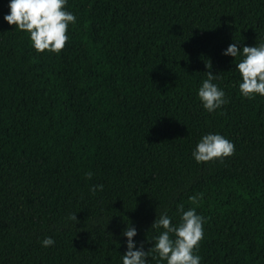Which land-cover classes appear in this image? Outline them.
<instances>
[{"label": "trees", "instance_id": "16d2710c", "mask_svg": "<svg viewBox=\"0 0 264 264\" xmlns=\"http://www.w3.org/2000/svg\"><path fill=\"white\" fill-rule=\"evenodd\" d=\"M7 5L0 264H121L127 225L147 251L156 216L177 224L181 205L204 218L201 264H264V97L242 98L240 57L221 54L264 42V0H67L77 19L59 54H37ZM209 71L228 101L213 113L197 98ZM208 133L234 153L197 164Z\"/></svg>", "mask_w": 264, "mask_h": 264}, {"label": "clouds", "instance_id": "9594fccd", "mask_svg": "<svg viewBox=\"0 0 264 264\" xmlns=\"http://www.w3.org/2000/svg\"><path fill=\"white\" fill-rule=\"evenodd\" d=\"M66 5L67 0H8L9 11L3 19L8 25L15 26L13 31L28 35L31 47L37 54L45 51L59 54L69 39V25H75L77 19L66 10ZM238 43H230L221 54L234 59L240 57L233 70L239 75V93L246 99L264 97V42L242 48H238ZM206 67L211 69V63ZM206 73L207 78L197 90V98L206 112L213 113L228 101L224 90L213 82L218 79V74L214 75L211 71ZM234 150V144L224 136L208 133L201 136L192 149L191 157L200 164L229 157ZM87 176L90 179L92 173H87ZM103 187L102 184L93 185L90 191L95 194ZM177 211L180 213L177 224L172 223L167 212L156 216L151 228L160 231L151 240L152 247L147 251L143 242L138 244L134 240L136 227L127 225L122 231V236L126 238V251L120 256L121 264H150L149 257L166 264H201V257L196 253L204 238V218L197 214L195 208L184 210L181 205ZM67 219L77 221L76 214H70ZM40 243L47 248L53 246L55 241L45 236Z\"/></svg>", "mask_w": 264, "mask_h": 264}]
</instances>
